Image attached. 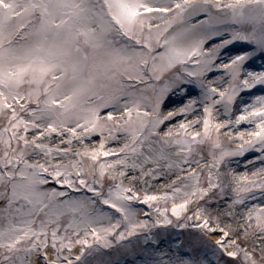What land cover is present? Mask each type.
Segmentation results:
<instances>
[{"label":"snow or ice","instance_id":"obj_1","mask_svg":"<svg viewBox=\"0 0 264 264\" xmlns=\"http://www.w3.org/2000/svg\"><path fill=\"white\" fill-rule=\"evenodd\" d=\"M126 258L264 264V0H0V264Z\"/></svg>","mask_w":264,"mask_h":264},{"label":"rangeland","instance_id":"obj_2","mask_svg":"<svg viewBox=\"0 0 264 264\" xmlns=\"http://www.w3.org/2000/svg\"><path fill=\"white\" fill-rule=\"evenodd\" d=\"M238 170H241L242 171L243 168L240 166L238 168ZM141 207H143V206H141ZM178 237H181L182 239H185L186 238V235L183 234V233H179L177 231H172L170 234H168V240H167V242L168 243H171L174 240H177ZM126 264H133L132 259L131 258L130 259L129 258H126Z\"/></svg>","mask_w":264,"mask_h":264}]
</instances>
